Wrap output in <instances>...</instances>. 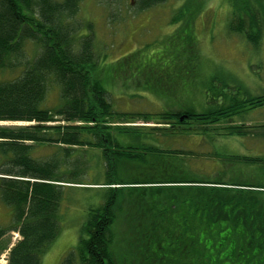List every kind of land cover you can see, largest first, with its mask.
Instances as JSON below:
<instances>
[{"label": "trees", "instance_id": "obj_1", "mask_svg": "<svg viewBox=\"0 0 264 264\" xmlns=\"http://www.w3.org/2000/svg\"><path fill=\"white\" fill-rule=\"evenodd\" d=\"M133 1L143 11L167 0ZM227 1L229 30L259 47L264 0ZM82 2L0 0V121L25 122L0 125V203L11 210L0 241L13 231L21 236L6 264H42L60 234L64 187L85 184L77 180L88 171L89 149L98 151L104 180L86 187L98 188L103 202L90 206L62 264H264V183L241 179L240 167L230 169L229 181L222 180L227 171L219 172L221 179L198 176L187 160L198 153L171 147L182 138L210 137L218 126L227 137H264V125L233 120L264 106V93L200 80L204 61L192 24L203 2L182 3L166 50L137 48L110 64L93 22L79 16ZM158 54L174 58L172 70L150 62ZM119 71L136 84L134 91L167 108L117 110L107 84ZM54 90L59 103L51 107L46 102ZM198 91L205 103H195ZM164 139L170 141L165 148ZM37 145H56L58 152L39 159ZM224 155L216 154L264 172L263 158ZM121 242L125 253L114 250Z\"/></svg>", "mask_w": 264, "mask_h": 264}, {"label": "rangeland", "instance_id": "obj_2", "mask_svg": "<svg viewBox=\"0 0 264 264\" xmlns=\"http://www.w3.org/2000/svg\"><path fill=\"white\" fill-rule=\"evenodd\" d=\"M184 1L167 0L152 9L141 11L133 0H83L79 16L82 20L93 22L98 46L101 45L106 50L105 61L110 64L137 48H145L146 54L154 53L153 50L159 49L160 46L166 50L168 48L166 37L169 38L174 34L178 27L177 24L171 23L172 17ZM201 1L204 8L196 16L192 25L204 61L200 71L202 84L207 85L209 81L217 78L220 82L240 88V91H243V88L247 89L252 95L264 93V42L259 47H255L243 36L229 30L231 8L227 0ZM157 57V60L153 59V61L146 58L153 63L158 61L160 69H173L175 61L171 55L164 57L158 54ZM16 73H6L4 76H14ZM115 75V78L109 79L107 88L111 91L114 107L117 110L158 112L167 108L168 105L164 101L150 93H141L138 89L134 91L136 84L126 79L125 72L119 71ZM212 83L218 86L217 80ZM131 91L133 92L130 93ZM192 92L189 87L188 91L184 92L185 97ZM133 93L144 95L132 97ZM196 102L205 103L200 91L195 97ZM46 103L51 107L59 103L56 90L50 94ZM233 120L236 123L264 125V106L241 111L240 114L233 116ZM21 124L25 122L0 121V125ZM220 128L218 126L212 129L210 137L202 134L200 138H182L181 143L171 147L198 153L196 156L187 157L198 176L208 175L213 179H221L218 177L219 172L227 171L222 180L229 181L231 175H234L230 169L240 167V169L243 168L241 179L264 183V172L257 171L255 165H247L242 162L244 160L230 161L229 157L225 156L247 155L264 159V137L257 134L227 137L219 134L222 132ZM168 143L170 141L167 139L161 141L164 148ZM57 152L56 145H37L34 147L33 155L39 159H47ZM97 152L95 149H89L86 152L89 159L88 171L77 180L85 184L64 187L59 210L60 234L43 254L42 264L63 263L69 252L78 244L90 206L103 202V193L98 191V188L86 187L90 186L86 184L102 183L104 180L101 175L103 170L97 166V164L102 165ZM216 154H225V157L217 158ZM9 209L0 203V225L2 226L8 225L11 221ZM20 239V234L14 231L3 237L0 241V264L7 263L10 249ZM124 246V242L115 243L114 250L125 253L126 251L122 249Z\"/></svg>", "mask_w": 264, "mask_h": 264}]
</instances>
